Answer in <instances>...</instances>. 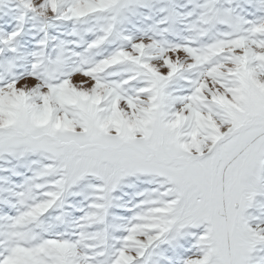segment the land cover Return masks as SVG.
<instances>
[{
	"label": "snow or ice",
	"instance_id": "snow-or-ice-1",
	"mask_svg": "<svg viewBox=\"0 0 264 264\" xmlns=\"http://www.w3.org/2000/svg\"><path fill=\"white\" fill-rule=\"evenodd\" d=\"M0 264H264V0H0Z\"/></svg>",
	"mask_w": 264,
	"mask_h": 264
}]
</instances>
